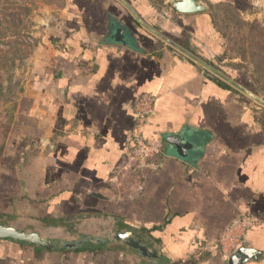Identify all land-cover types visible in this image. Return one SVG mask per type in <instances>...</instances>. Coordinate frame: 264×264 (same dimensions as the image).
I'll list each match as a JSON object with an SVG mask.
<instances>
[{"label": "crops", "instance_id": "1", "mask_svg": "<svg viewBox=\"0 0 264 264\" xmlns=\"http://www.w3.org/2000/svg\"><path fill=\"white\" fill-rule=\"evenodd\" d=\"M55 18L0 132V223L61 239L131 230L164 264H229L240 248L254 255L245 264H264V108L174 45L219 67L210 12L61 0ZM145 93L157 101L144 136L160 154L138 170L127 136ZM245 214L258 224L231 240ZM62 221L71 235L45 231ZM0 264L153 262L122 242L47 249L0 238Z\"/></svg>", "mask_w": 264, "mask_h": 264}, {"label": "rangeland", "instance_id": "2", "mask_svg": "<svg viewBox=\"0 0 264 264\" xmlns=\"http://www.w3.org/2000/svg\"><path fill=\"white\" fill-rule=\"evenodd\" d=\"M151 1L160 8H173L166 3L168 0ZM220 1H229V4ZM208 3V11L221 36L217 59L222 63L217 69L228 77H232L229 74L232 69L241 71L250 84H244V87L264 100V0H208ZM45 7L51 11H46ZM60 7L61 0H0L1 133L12 117L24 84L33 76L40 44L44 35L46 37L45 26L48 28L57 22L55 15ZM247 96L264 108L253 97ZM53 226L45 231L55 234L59 232L55 229L64 227L56 235H71L65 233L70 224L62 221ZM82 229L87 230L79 226L72 232L78 235Z\"/></svg>", "mask_w": 264, "mask_h": 264}, {"label": "water", "instance_id": "3", "mask_svg": "<svg viewBox=\"0 0 264 264\" xmlns=\"http://www.w3.org/2000/svg\"><path fill=\"white\" fill-rule=\"evenodd\" d=\"M167 4L171 6L179 13L182 14H193L205 12L208 10V0H168ZM174 44V43H173ZM177 48L188 54L190 57L196 59L201 65L205 66L212 72H214L218 77L229 82L236 88L240 89L250 97H253L257 102L264 106V100L254 95L251 91L243 87L242 85L235 82L230 77L226 76L217 68L213 67L208 62L193 56L190 52L182 49L180 46L174 44ZM172 144L176 146L180 152H184L186 144L183 142L181 137H172L170 139ZM0 238H9L20 241H27L30 244L45 247L47 249L54 248H65V249H78L85 246L87 243L93 242L97 244H107L109 242H122L137 251L141 256L147 257L152 260L153 264H164L160 260V256L157 252L151 249L147 244H145L142 238L135 232L131 230H117L112 236L99 237L90 234H81L79 238L76 239H61L52 237H43L37 232H27L25 230L18 229L13 226L4 225L0 223ZM254 255L250 250L245 248L238 249L234 254L230 256L229 264H245L247 260Z\"/></svg>", "mask_w": 264, "mask_h": 264}, {"label": "built area", "instance_id": "4", "mask_svg": "<svg viewBox=\"0 0 264 264\" xmlns=\"http://www.w3.org/2000/svg\"><path fill=\"white\" fill-rule=\"evenodd\" d=\"M157 96L151 93L143 94L135 105L136 123L127 136V143L129 144L133 159L136 161V169H153L157 164L152 159L160 154V148L155 145H150L146 142L144 136V125L146 120L154 113ZM258 224V219L251 215H242L235 220L230 228L231 234L227 237L234 239V234L238 231H245L247 228ZM109 233V236L113 235Z\"/></svg>", "mask_w": 264, "mask_h": 264}, {"label": "trees", "instance_id": "5", "mask_svg": "<svg viewBox=\"0 0 264 264\" xmlns=\"http://www.w3.org/2000/svg\"><path fill=\"white\" fill-rule=\"evenodd\" d=\"M220 2H223V1H220ZM219 3V2H218ZM223 3H228L229 4V1H225V2H223ZM213 20H214V23H215V25L217 26V23H216V21H215V19L213 18ZM1 57V56H0Z\"/></svg>", "mask_w": 264, "mask_h": 264}]
</instances>
